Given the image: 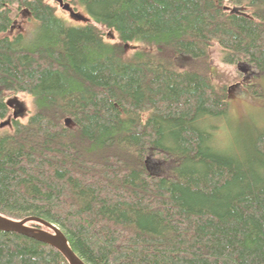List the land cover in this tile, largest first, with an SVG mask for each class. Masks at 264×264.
<instances>
[{
  "label": "trees",
  "instance_id": "obj_1",
  "mask_svg": "<svg viewBox=\"0 0 264 264\" xmlns=\"http://www.w3.org/2000/svg\"><path fill=\"white\" fill-rule=\"evenodd\" d=\"M67 1L89 21L0 0V214L53 223L86 264H264V124L218 142L229 90L208 62L264 75V0ZM0 264L70 263L0 231Z\"/></svg>",
  "mask_w": 264,
  "mask_h": 264
},
{
  "label": "rangeland",
  "instance_id": "obj_2",
  "mask_svg": "<svg viewBox=\"0 0 264 264\" xmlns=\"http://www.w3.org/2000/svg\"><path fill=\"white\" fill-rule=\"evenodd\" d=\"M51 1L56 3V13L62 18L68 20L70 24L77 25L79 23H84V21H89L84 10L81 8L73 10L83 16L86 20L73 17L67 10L63 9L59 5L57 0ZM28 20L29 19L27 16L18 18L14 22L10 32L14 34L17 31L27 32L30 30L33 27V21L30 22ZM210 55L211 56L209 57L208 62L211 77L216 86H225L227 91L229 90V106L228 113L226 115L219 118H214L216 119V123L209 121V124L213 127L219 126L217 130L215 129L217 131L215 132V138H217L218 142L220 143L225 142V136L227 134L230 138L234 137V139H237L238 137H243L246 139L252 134L251 128L253 123L261 121L260 124H264V75H261L259 78H257L259 76L258 71L246 63L240 65L223 63L220 59L217 49L212 50ZM181 63L182 66H195L198 64L197 61L192 60H182ZM240 80L241 83L243 82V84H248L251 81L254 82L257 80V83L261 85L263 94L258 97L253 96L250 93L242 95V91L239 89L237 91L236 89L232 88V85ZM9 99L14 101V103H23L25 109H29L30 107V98L25 94H19L16 97L10 96ZM250 111H254V113L248 115ZM154 170L156 171V169Z\"/></svg>",
  "mask_w": 264,
  "mask_h": 264
},
{
  "label": "water",
  "instance_id": "obj_3",
  "mask_svg": "<svg viewBox=\"0 0 264 264\" xmlns=\"http://www.w3.org/2000/svg\"><path fill=\"white\" fill-rule=\"evenodd\" d=\"M57 1L59 2V5L63 9L67 10L73 17L86 20L85 18H83V16H81L80 14H78L73 10V8L71 7L70 3L67 0H65V2L64 0H57ZM9 101L8 104L12 106L11 100ZM68 122L69 119L66 120V123ZM8 123H9L8 120H4L0 122V126L2 127L4 125H7ZM29 221H35L40 225L46 227L47 229L26 225V223ZM48 229L51 231H49ZM0 231H6V232L12 231L32 237L34 239L49 244L55 247L56 249H58L60 252L64 254V256L67 258L70 264H86L72 251V249L67 243L65 236L60 231V229L53 223H50L41 218L29 216L21 220H14L0 214Z\"/></svg>",
  "mask_w": 264,
  "mask_h": 264
},
{
  "label": "flooded vegetation",
  "instance_id": "obj_4",
  "mask_svg": "<svg viewBox=\"0 0 264 264\" xmlns=\"http://www.w3.org/2000/svg\"><path fill=\"white\" fill-rule=\"evenodd\" d=\"M84 18V17H83Z\"/></svg>",
  "mask_w": 264,
  "mask_h": 264
}]
</instances>
